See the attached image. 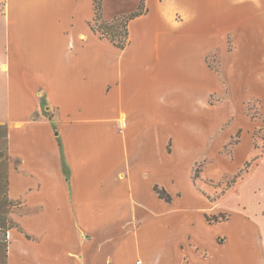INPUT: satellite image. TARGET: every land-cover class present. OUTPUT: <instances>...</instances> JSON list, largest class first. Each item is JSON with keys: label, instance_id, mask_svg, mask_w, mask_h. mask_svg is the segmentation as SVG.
<instances>
[{"label": "crops", "instance_id": "1", "mask_svg": "<svg viewBox=\"0 0 264 264\" xmlns=\"http://www.w3.org/2000/svg\"><path fill=\"white\" fill-rule=\"evenodd\" d=\"M258 1L255 8L245 4L248 11L258 10V14L243 25L242 40L254 21L264 19V0ZM78 3L80 0H0V100L12 107L0 123L7 129L8 155L16 162L8 166L7 195L25 209L30 205L49 215L45 220L37 218L36 226H32L23 214H12L34 240H28L17 229L9 230L8 264H30L33 260L38 264L116 261L120 249L113 248L112 242L86 244L80 241V231L95 230L97 213L102 220L99 227L106 226V217L116 210L128 215L131 211L134 215L133 205L122 200V193L130 188L129 172L136 162L135 156L151 151L154 120L160 126L165 119L167 123L172 120L175 127L174 119L178 117L168 113V92L172 86L184 88L185 82L183 77L170 72L169 65L175 61L183 70L186 35L200 38L201 31H205L204 34L216 37L212 31L216 24L207 26V19L201 17L202 11L210 9L207 4L193 0L188 9L184 0H146L148 14L129 25V39L137 34L140 40L139 52L128 53L131 40L123 51L107 41L113 51L92 52L85 48L87 36L66 38L70 27L66 29L63 23L64 12L72 11ZM103 8L104 20H112L114 16L107 17L105 13L104 2ZM188 11L192 13L190 22L178 19L180 12ZM260 27L264 36V23ZM151 42L150 57L146 46ZM57 44H62L65 51L56 50ZM153 60L157 71L149 72L148 64ZM47 109H55L56 117H47ZM125 113L126 128L122 130ZM54 124L71 168V187L63 172ZM162 151L164 156H170L165 144ZM256 166H262L264 172V156ZM96 183L104 189V197L92 195ZM153 183L159 184L156 180ZM105 194L114 195L115 211L105 206ZM127 196L131 199L130 192ZM219 213L229 216L224 211ZM64 220L69 221L72 229L70 242L63 228ZM39 224L45 227L38 228ZM255 229V246L263 252L264 264V230L259 225ZM73 233L80 241L78 244L73 243ZM134 235H139V231ZM192 246L201 257L203 249L197 243ZM184 259L190 263L188 256Z\"/></svg>", "mask_w": 264, "mask_h": 264}, {"label": "rangeland", "instance_id": "2", "mask_svg": "<svg viewBox=\"0 0 264 264\" xmlns=\"http://www.w3.org/2000/svg\"><path fill=\"white\" fill-rule=\"evenodd\" d=\"M198 1L210 6L202 11L201 17L207 19V26L216 24H213L216 30L212 31L217 38L213 34H204L205 31H201L200 38L186 35L183 70L175 61L169 65L170 72L178 78L183 77L185 82L184 88L172 86L168 92V113L178 117L174 119L175 127L172 120L167 123L165 119L161 126L154 120L151 151L147 155L138 152L135 156L136 162L129 172L130 188L122 193V200L133 205L134 215L131 211L128 215L123 210H116L106 217V226L99 227L102 220L97 213L95 230L80 231L81 242H112L113 248L120 249L115 258L117 262L113 261V264H137V261L142 264H262L263 252L255 246V225L264 230V172L262 166H256L264 156V36L260 27L264 19L254 21L242 40L241 31L247 21L258 14V10L248 11L245 4L255 8L258 0ZM103 2L107 17H116L135 11L139 0ZM184 2L188 9L192 8L193 0ZM64 15L63 23L66 29L70 27L66 38L83 34L88 39L86 50H114L89 27V24L94 25L92 0H80L79 6ZM178 16V19L190 22L192 13L180 12ZM137 36L133 34L130 39L132 44L128 53L139 52L141 43ZM146 49L151 57L153 43ZM56 50L65 51L62 44H57ZM148 68L149 72L157 71L155 60ZM10 109L8 102L1 99L0 119ZM47 110V117H56L55 109ZM127 116V113L123 115L122 130L126 128ZM6 138V127L0 123L1 240L6 238V231L15 222L12 214H23L32 226H36L37 218L45 220L49 216L41 210H33L30 205L27 209L21 203L12 207L6 199L7 169L10 163H16L8 155ZM164 144L170 156L163 155ZM247 164L251 167L245 174ZM240 176H244L243 181ZM154 180L172 193L173 204H166L156 197L151 187ZM92 189L94 198L104 197V189L99 183ZM129 192L133 202L127 196ZM105 196V206L115 211L112 209L115 207L114 195ZM220 211L229 216L209 225L205 214L214 220L223 214ZM119 215L124 217L118 219ZM63 222L70 242L71 226L69 221ZM41 227L45 226L39 224L38 228ZM138 231L139 235H134ZM80 241L74 234L73 243ZM196 243L203 249L201 257L193 249L192 245ZM185 256L189 257L190 263ZM29 263L38 264L34 260ZM40 264H44L43 261Z\"/></svg>", "mask_w": 264, "mask_h": 264}, {"label": "trees", "instance_id": "3", "mask_svg": "<svg viewBox=\"0 0 264 264\" xmlns=\"http://www.w3.org/2000/svg\"><path fill=\"white\" fill-rule=\"evenodd\" d=\"M103 0H93V23L94 25L89 24V27L91 31L94 34H97L101 40L108 41L112 46H114L118 50H125L130 45V34H129V25L132 21L148 14L149 10L146 7V0H140V3L137 7V9L133 12L122 14L120 16H116L113 18L112 21L106 22L104 20L103 15ZM208 68H210V65L208 64ZM211 69V68H210ZM55 132L57 134V139L60 144L61 153H62V167L63 172L66 177V180L71 187V168L67 162V159L64 154V149L62 145V141L59 137V132L56 129L55 124L53 125ZM6 137H7V129H6ZM251 167L250 164H247L244 168L245 174L249 173V168ZM8 170V169H7ZM240 179L243 181L244 176H240ZM6 185L8 186V174L6 176ZM153 192L158 197L159 200L164 201L165 203L172 204L174 201V197L170 192L167 191L166 188L161 187L159 184H154L152 187ZM6 199L9 201L10 205L17 206L20 205V203H16L8 198L7 191H6ZM228 216L226 214H220V217L214 218V220H210L207 216V221L210 224H215L219 222V218L226 220ZM6 220H4L3 223H5ZM1 229V227H0ZM11 229H17L20 233L24 234V236L28 240H32V237L29 236L24 232V230L17 224L16 222H13L10 224L8 231H6L5 236L6 238L4 240L0 239V264H8V232Z\"/></svg>", "mask_w": 264, "mask_h": 264}]
</instances>
